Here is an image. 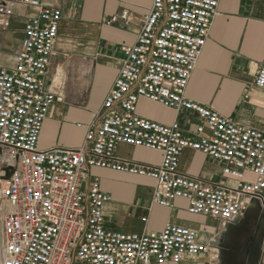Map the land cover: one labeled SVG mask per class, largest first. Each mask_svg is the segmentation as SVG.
Instances as JSON below:
<instances>
[{
  "label": "built area",
  "instance_id": "obj_1",
  "mask_svg": "<svg viewBox=\"0 0 264 264\" xmlns=\"http://www.w3.org/2000/svg\"><path fill=\"white\" fill-rule=\"evenodd\" d=\"M219 0H151L135 41L120 46V65L78 148L39 147L51 105L64 102L47 84L62 12L46 0H0V32L22 18L12 65L0 51V264H166L185 258L217 260L213 236L166 223L159 231L108 227L104 206L113 201L91 170L108 169L153 180L150 203L185 202L189 215L234 222L250 208L264 212V130L236 123L189 100L184 91L197 66ZM32 10L31 13L17 8ZM127 12L104 20H126ZM54 83V82H53ZM264 88V62L254 77ZM139 98L198 121L184 128L137 113ZM127 144L157 151L158 164L116 155ZM185 148L221 165L228 182L181 173ZM230 182V183H229ZM145 221V217H141ZM206 235V238H203Z\"/></svg>",
  "mask_w": 264,
  "mask_h": 264
},
{
  "label": "crops",
  "instance_id": "obj_2",
  "mask_svg": "<svg viewBox=\"0 0 264 264\" xmlns=\"http://www.w3.org/2000/svg\"><path fill=\"white\" fill-rule=\"evenodd\" d=\"M46 4L62 12L46 81L62 92L64 102L50 108L41 130L39 147L78 148L83 143L85 127L76 124H89L98 112L117 74L120 46L135 41L151 0H46ZM22 9L18 7L17 12ZM217 10L184 95L236 123L264 130V88L254 85L258 67L264 62V0H219ZM23 11L32 12L28 8ZM124 11L127 12L126 20L118 19L109 25L104 23L105 19ZM16 21L17 25L10 31L0 32L12 36L4 37L5 43L0 44L1 61L6 65H12L19 50L23 20ZM100 81H103V89L98 94L96 89ZM137 113L161 123L176 120L184 128L198 121L193 112H176L144 98L138 100ZM115 153L121 158L147 164H158L161 159L157 151L127 144L117 145ZM178 170L190 176L227 182L218 162L190 148L181 153ZM94 172L122 180L131 187L141 182L147 185L141 193L135 185L129 199L120 200L117 195L104 206L106 225L112 229L159 231L168 222L190 226L194 220L186 212L182 199H177L172 207L151 204L153 180L149 178L108 169L95 168ZM181 208L185 210L184 215L178 212ZM141 217L146 220L142 221ZM241 217L224 223L225 229L240 222ZM198 229L213 236L215 245L225 233V229L213 226ZM219 261V257L211 263L206 257H188L179 263L166 264H220ZM255 264H261V260Z\"/></svg>",
  "mask_w": 264,
  "mask_h": 264
},
{
  "label": "rangeland",
  "instance_id": "obj_3",
  "mask_svg": "<svg viewBox=\"0 0 264 264\" xmlns=\"http://www.w3.org/2000/svg\"><path fill=\"white\" fill-rule=\"evenodd\" d=\"M19 12H18L19 15H22L20 10H19ZM16 20L19 22L22 20V18H19L17 15ZM15 25H17V24L14 23V25L12 27H15ZM9 36L10 37L4 36L2 33H0V44L5 43L6 40L4 39V37L5 38H7V37L11 38L12 37L11 34ZM57 56H55L56 59H57ZM102 89H103V81H100V83L98 84L97 89H96V91H98V94H99V92H101ZM54 105H55V103L53 105H51V107ZM91 174L94 176H97L99 178L100 185H101L102 189H103V187H102L103 185L109 189V190H105V189H103V190L108 192L109 194H111L113 200H115V198H117V195L119 196L120 200L129 199L132 196L131 192H132L133 188L135 187V185L137 186V190L140 193L144 192L146 187H147V185L142 183V182L141 183H134L132 185V187L130 185L127 186V184L122 180H117L116 178H113V177L107 176V175H102L100 173H98V175L95 174L94 169L91 170ZM178 212L181 215L185 214V210L183 208L179 209ZM245 215L250 216V221H251V223L248 225V230H249L248 234H256V236H259V234H260V249H261L260 250V260H261V264H264V212H262L257 207H254V208H250L249 210L245 211L241 218H243ZM191 216H193V215H191ZM258 216L261 220L257 223L258 225H256V222H257L256 220L258 219ZM253 217L255 218V221L253 220ZM193 218H194V220L189 225L193 228H196V229H198V228L205 229V228H209L211 226H213L219 230H223L226 228L224 223H222L221 221H218L217 219H214V218H210L207 216H198V215L193 216ZM227 230L225 229V233L227 232ZM220 239L218 240V242H216V248L218 249V251H219V248L217 247V244H219ZM218 257H219V255H218Z\"/></svg>",
  "mask_w": 264,
  "mask_h": 264
},
{
  "label": "flooded vegetation",
  "instance_id": "obj_4",
  "mask_svg": "<svg viewBox=\"0 0 264 264\" xmlns=\"http://www.w3.org/2000/svg\"><path fill=\"white\" fill-rule=\"evenodd\" d=\"M253 220L255 221L254 217ZM260 220L258 216L256 225ZM250 223V216L245 215L240 222L229 226L227 232L221 236L217 244L220 264H255L259 261L260 234H248Z\"/></svg>",
  "mask_w": 264,
  "mask_h": 264
},
{
  "label": "bare ground",
  "instance_id": "obj_5",
  "mask_svg": "<svg viewBox=\"0 0 264 264\" xmlns=\"http://www.w3.org/2000/svg\"><path fill=\"white\" fill-rule=\"evenodd\" d=\"M252 208H254V206Z\"/></svg>",
  "mask_w": 264,
  "mask_h": 264
}]
</instances>
